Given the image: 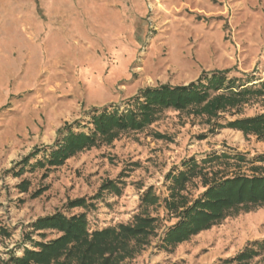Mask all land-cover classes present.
Wrapping results in <instances>:
<instances>
[{
  "label": "rangeland",
  "instance_id": "rangeland-1",
  "mask_svg": "<svg viewBox=\"0 0 264 264\" xmlns=\"http://www.w3.org/2000/svg\"><path fill=\"white\" fill-rule=\"evenodd\" d=\"M213 72L225 73L236 85L264 81V0H0V230L9 233L0 235L1 263L31 248L28 235L33 241L56 238L45 231L42 240L30 228L56 212L84 213L90 231L129 224L136 215L158 217L150 244L124 264H215L263 240L264 206L232 213L175 248L160 249L176 219L162 204L147 206L140 198L150 187L166 198L165 177L182 162L242 155L245 163L213 167L228 176H264V161L258 160L264 141L227 128L211 133L204 119L165 110L146 129L80 153L61 167H32L65 125L88 132L94 109L123 111L146 88L187 85ZM262 112L259 98L236 117ZM230 120L227 115L219 123ZM34 149L41 152L16 175L15 164ZM119 176L121 196L104 192L94 198L103 182ZM202 190L199 178L187 186L192 198ZM80 198L90 206L67 207Z\"/></svg>",
  "mask_w": 264,
  "mask_h": 264
},
{
  "label": "trees",
  "instance_id": "trees-1",
  "mask_svg": "<svg viewBox=\"0 0 264 264\" xmlns=\"http://www.w3.org/2000/svg\"><path fill=\"white\" fill-rule=\"evenodd\" d=\"M259 98H264V81L236 85V81L227 79L223 72H213L209 77L205 76L187 85L164 84L146 88L129 101L123 111L94 109L89 113L86 123L88 132H74L68 125L59 129L55 145L43 151L45 154L42 159L36 160L32 167L33 170L61 167L68 159L80 153L100 145H109L123 134L146 129L165 110L204 119L211 133L227 128L241 132L245 138L253 136L257 141H264V112L253 117H236L244 106ZM227 115L232 120L220 124L219 121ZM155 137L158 140L165 138L160 134ZM40 152L34 149L15 164L12 171L19 168L16 175L21 174L30 160ZM258 160L264 161V156L258 157ZM221 161L240 164L245 163L246 159L242 155L225 153L212 154L199 162L193 158L188 159L182 162L181 169L172 170L166 175V180L170 182L166 198L161 200L151 187L141 195L142 204L155 208L162 204L166 214L176 219L172 226L166 228L160 249H173L220 224L232 213L264 206V176L224 175L213 167ZM195 178H199L203 190L192 198L187 193V186ZM123 185L122 176L115 181L107 180L102 183L94 198L104 192L119 197L122 194L120 186ZM19 188L26 190V187ZM89 204L85 198H80L70 201L67 207L88 208ZM158 227V217L136 215L129 224L90 231L84 213L67 217L56 212L38 218L30 228L42 240L46 236L45 231L55 232L58 236L44 242L33 241L31 235H28L27 240L31 242L32 249L24 248L21 257L12 255L4 264H124L150 244ZM0 235L8 237L9 233L0 230ZM263 255L264 239L246 244L233 258L215 264H251Z\"/></svg>",
  "mask_w": 264,
  "mask_h": 264
},
{
  "label": "crops",
  "instance_id": "crops-1",
  "mask_svg": "<svg viewBox=\"0 0 264 264\" xmlns=\"http://www.w3.org/2000/svg\"><path fill=\"white\" fill-rule=\"evenodd\" d=\"M46 7L49 10V15L52 16L53 14H55V10H54V4L52 2L47 3Z\"/></svg>",
  "mask_w": 264,
  "mask_h": 264
}]
</instances>
